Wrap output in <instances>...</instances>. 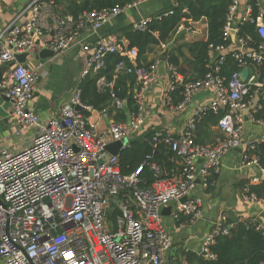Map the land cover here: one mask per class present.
<instances>
[{
  "label": "built area",
  "instance_id": "built-area-1",
  "mask_svg": "<svg viewBox=\"0 0 264 264\" xmlns=\"http://www.w3.org/2000/svg\"><path fill=\"white\" fill-rule=\"evenodd\" d=\"M142 1L145 0L84 13L75 19L58 14L54 0H32L25 23L20 27L11 24L0 33V66L15 62L18 54L28 53L36 38L49 31L50 22L55 24V30L47 47L53 53H62L74 46L81 30L90 27L94 32L99 31L123 12L137 8ZM246 1L245 11L237 20L239 1L232 0L222 29L223 42L227 44L210 47L212 55L218 52L220 56L209 74L188 81L168 65L167 107L182 110L201 91H211L212 97L194 106L177 136L154 132L153 144L161 143L174 153L178 168L168 172L151 163V171L163 178L149 186L140 178L145 163L125 175L119 155H111L106 147L120 142L123 150L143 132L148 114L144 95L159 60L148 67L138 66L136 48H130L115 37L97 43L81 72V79L104 69L108 57L116 54L127 59L130 65L121 60L116 71L133 75L137 82L138 110L122 122L114 120L107 110L98 112L83 105L78 87L58 115L45 125L28 109L42 64L32 70L15 63L8 69L0 81V93L13 105L12 115L18 130L34 128L36 133L29 144L17 152L0 149V264H164L173 241L163 224L162 210L175 203L170 214L174 221L200 220L203 202L195 193L208 190L212 175L218 173L231 151L241 149L240 167L257 171L249 177L248 184L264 180V165L257 154L258 146L264 143V131L250 141L242 140L246 122L264 127V120L255 118L262 109L264 82H259L250 69L264 63V9L259 0ZM168 14L172 11L164 15ZM148 21L135 23L133 30L145 32ZM192 25V22L187 27L179 25L174 36L182 32L197 33ZM245 25L253 27L256 39L248 33L239 34L241 26ZM233 33L236 41L231 43ZM226 54H230L237 65L228 79L220 73ZM246 67L248 78L242 81L240 73ZM99 85L112 86L104 79H100ZM177 90L181 91V101L174 103L172 94ZM124 105L125 102L114 99L110 107L118 111ZM75 107L97 115L98 121L90 122L89 117H84ZM220 114L212 129L221 137L209 144L197 143L198 124L206 116ZM103 119L106 122L100 127ZM242 194L247 202L264 209V200L249 193L247 186ZM113 211L117 215L111 222L109 215ZM232 227L228 225L227 216L220 215L202 243L201 255L215 260L211 246L219 236L228 235ZM256 230L264 233L260 220Z\"/></svg>",
  "mask_w": 264,
  "mask_h": 264
},
{
  "label": "crops",
  "instance_id": "crops-1",
  "mask_svg": "<svg viewBox=\"0 0 264 264\" xmlns=\"http://www.w3.org/2000/svg\"><path fill=\"white\" fill-rule=\"evenodd\" d=\"M32 0H0V33L14 24L22 26L30 13L27 11ZM179 0H145L137 8L123 12L111 20L99 31H92L90 27L81 30L76 38L74 46L62 53L51 54L47 44L54 33L55 24L49 23V31L39 38H36L34 45L27 53L25 67L35 69L37 64H42L37 73L33 85L32 96L28 101V109L36 113L40 121L48 125L49 121L55 118L60 108L75 93L81 81V72L86 67V62L97 48L100 40L107 41L113 37L129 45L126 39L128 31H134L133 26L141 20H150L160 11L171 8ZM236 19L243 15L247 1L238 0ZM259 5L264 9V0H259ZM192 28L197 33H180L174 36L172 41L166 45L153 46L144 56L145 64H152L159 60L155 76L144 95V108L148 111L144 131L169 132L177 136L184 127L187 119L195 105L207 102L211 97V91H201L194 95L190 104L182 110H173L166 106L167 88L170 82V71L168 64L161 61V53L167 47H175L182 56L180 61L186 62L190 57L187 45L193 41L205 40L207 37V21L205 18L193 22ZM236 41V34L231 35V43ZM86 48V49H85ZM1 68V66H0ZM7 72V71H6ZM6 72L2 74V78ZM0 79V81H1ZM174 101V99H173ZM179 102V101H178ZM176 102V103H178ZM175 103V102H174ZM13 105L10 100L0 93V149H7L11 152L21 150L29 144L35 135L34 128L19 131L13 118ZM90 122L98 121L97 115L89 116ZM105 120L102 123L105 124ZM214 139L205 144L214 142L220 138V133L212 127ZM264 127L251 122L244 125L242 140H252L259 137ZM241 149L231 151L222 161L218 173L213 174L210 179V186L207 191H196V195L203 202V216L200 220L189 223L182 218L176 222L170 212L163 214V224L172 236L173 245L165 258L164 264L173 259L182 264L186 262L185 255H201V246L207 235L213 230L214 222L220 215H226L228 225H237L245 219L255 217L264 225V219L260 216L264 209L260 206H253L247 202L242 194L243 185L248 182L250 176L257 171L252 168H243L239 165ZM257 213H254V211ZM232 222V223H231Z\"/></svg>",
  "mask_w": 264,
  "mask_h": 264
},
{
  "label": "trees",
  "instance_id": "trees-1",
  "mask_svg": "<svg viewBox=\"0 0 264 264\" xmlns=\"http://www.w3.org/2000/svg\"><path fill=\"white\" fill-rule=\"evenodd\" d=\"M139 0H54L55 10L60 15H69L78 18L84 13L110 9L116 6L124 7ZM232 0H179L171 8L160 11L147 22L145 32L128 31L126 39L130 48L137 49L136 63L138 66L148 67L145 64L144 56L153 46H161L170 43L174 37L177 27L181 24L186 27L190 22H197L202 18L207 21V37L205 40L193 41L187 45L189 59L181 62L182 54L177 48L172 47L166 59V63L185 77L188 81L203 78L209 74L217 65L216 61L211 63L212 54L210 47L213 48L227 44L223 42L222 29L225 24L226 14ZM255 4V3H254ZM253 4L255 14L256 7ZM172 11V14L164 15ZM251 34L254 36L252 26H241L239 34ZM255 38V36H254ZM256 39V38H255ZM181 55V56H180ZM123 60L128 66L127 59L118 55H111L107 59L104 69L91 73L79 82L81 90V103L92 110L101 112L107 110L117 122L125 121L129 116L138 110L136 105L135 92L137 82L133 75L116 71V65ZM251 71L257 76L259 82H264V63L260 66L250 67ZM221 75L228 79L229 75L237 70V65L230 54L225 55L224 62L220 66ZM100 79L106 83H111V87L99 85ZM174 102L181 101V91L177 90L172 94ZM114 99L125 102V108L113 110L110 106ZM262 109L255 114L257 120H264V100L261 101ZM84 117H89L90 112L84 111ZM219 116H206L197 127L196 142L205 144L214 139L211 127H215ZM153 131L146 130L132 140L119 155V162L123 174L128 175L135 171L139 165L145 163L140 172V178L146 186L154 183L162 176H156L150 169L151 163H156L162 170L170 171L177 169L175 155L161 143L153 144ZM260 162L264 165V143L257 149ZM249 193L257 198L264 200V180L258 184H248ZM116 211L109 215V220L114 221ZM255 217L237 222V226L229 230L226 236H219L215 244L211 246V252L216 256L215 260H209L202 255L186 254L187 264H264V233L256 230L259 220ZM232 223V222H231Z\"/></svg>",
  "mask_w": 264,
  "mask_h": 264
},
{
  "label": "water",
  "instance_id": "water-1",
  "mask_svg": "<svg viewBox=\"0 0 264 264\" xmlns=\"http://www.w3.org/2000/svg\"><path fill=\"white\" fill-rule=\"evenodd\" d=\"M172 47H167L164 49V51L161 53V61L162 62H166V59H167V56H168V52L169 50L171 49ZM51 54H55L53 53L52 51H50ZM27 53H24V54H18L16 55L15 57V62L13 63H10L8 65H3L1 66L0 68V79L2 78V74L6 71H8V69H10L12 66H14L15 63H18V64H23L26 60V57H27ZM220 56V54L218 52H215L213 53V56H212V60H211V63H213L214 61H216V59ZM248 74H249V71H248V68H244L242 69L241 73H240V78L242 81H246L247 78H248ZM126 106L124 105V108ZM75 110L78 111V112H83V108L82 107H75ZM106 150L108 153H110L111 155H120V153L122 152V143L120 142H113V143H110L107 145L106 147ZM170 212V207H166L162 210V214H166ZM254 213H257L256 209L254 211ZM263 219H264V213H262L260 215ZM237 226V225H236ZM168 264H178L174 259L172 261H170Z\"/></svg>",
  "mask_w": 264,
  "mask_h": 264
},
{
  "label": "rangeland",
  "instance_id": "rangeland-1",
  "mask_svg": "<svg viewBox=\"0 0 264 264\" xmlns=\"http://www.w3.org/2000/svg\"><path fill=\"white\" fill-rule=\"evenodd\" d=\"M100 127H103V124H101V126Z\"/></svg>",
  "mask_w": 264,
  "mask_h": 264
},
{
  "label": "bare ground",
  "instance_id": "bare-ground-1",
  "mask_svg": "<svg viewBox=\"0 0 264 264\" xmlns=\"http://www.w3.org/2000/svg\"><path fill=\"white\" fill-rule=\"evenodd\" d=\"M116 55V54H115ZM109 58V57H108Z\"/></svg>",
  "mask_w": 264,
  "mask_h": 264
}]
</instances>
